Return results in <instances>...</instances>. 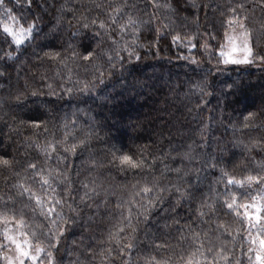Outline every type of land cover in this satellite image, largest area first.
Instances as JSON below:
<instances>
[{
	"label": "trees",
	"instance_id": "trees-1",
	"mask_svg": "<svg viewBox=\"0 0 264 264\" xmlns=\"http://www.w3.org/2000/svg\"><path fill=\"white\" fill-rule=\"evenodd\" d=\"M237 19L251 64L221 55ZM29 24L21 46L0 30V157L10 162L0 164V223L23 219L44 263L50 252L55 264H257L264 103H241L264 88V0H3L0 29ZM142 109L120 144L114 126ZM122 154L147 166H122ZM24 188L46 207L61 200L56 212L75 218L56 247V217L41 215Z\"/></svg>",
	"mask_w": 264,
	"mask_h": 264
},
{
	"label": "snow or ice",
	"instance_id": "snow-or-ice-1",
	"mask_svg": "<svg viewBox=\"0 0 264 264\" xmlns=\"http://www.w3.org/2000/svg\"><path fill=\"white\" fill-rule=\"evenodd\" d=\"M29 7L31 6V4L34 2V0H27ZM0 6H3V0H0ZM10 19H12L13 21L16 20L15 16H10ZM113 23H116V19L115 18H111ZM129 24H133L135 23L131 17H129L128 20ZM92 24L95 25L96 21L93 20ZM83 27L85 29H87L89 27L88 24H84ZM99 27L101 29H105L106 25L101 21L99 24ZM124 25H121V31H123L124 29ZM240 27L242 29L245 28L244 24L241 23ZM33 28H34V24H29L27 28L23 27V25H19L18 27H10V26H3L2 30L6 36L11 38V43L16 45V46H21L22 44H24L26 42V40L31 39L32 38V33H33ZM244 46L243 49L241 50L243 52V58L242 59H236L233 58V56L231 55V53H224L221 52L222 56H226V59L224 60V63H232V64H251L253 62V60L251 59V57L253 56V51H252V47L250 46V43L248 41V37H249V32L247 29H245L244 33ZM94 37H99V32H96L93 34ZM115 43V41H113ZM233 52L237 51V49L233 48L232 49ZM95 50L93 51H89L87 52V55H85L83 57L84 60H88L90 57H93ZM105 55H107V53H104ZM8 59H12L11 54L7 55ZM109 61H111L112 57L108 56ZM137 59H139V57H137ZM260 60L262 62H264V57H260ZM0 75H3L2 73H0ZM229 87H233V85H229ZM87 90V86L86 89ZM33 96L36 95V93H32ZM17 99H19V97H17ZM255 113H249L247 117H245L246 120L248 119H252L254 118ZM42 123V122H41ZM41 123L38 122H34L33 126L39 128L41 126ZM47 130V129H45ZM81 144L85 143V141H80ZM56 145L50 143L49 145H47V147L44 149V151L46 153L49 152V150L51 151H55ZM76 149V145H72L70 148H66L65 151H71V152H75ZM114 159H119L120 165L122 166H126L130 169H144L147 165H146V161L143 158L140 159H133L132 156L128 155V154H122L119 157H114ZM10 162L7 159H4L3 157H0V164L7 166ZM28 167L32 170H35L36 166L35 164H30L28 165ZM177 171H179V169H177ZM254 177H248L247 180L249 182L253 181ZM41 182L42 185L44 186H49V181L46 178L41 177ZM229 183H240L234 180H229ZM20 187H23L22 185ZM86 187V186H85ZM165 189L161 188L159 189V191L162 193ZM24 192H27L29 194V199H35V204L37 207H39L41 209V215L45 216L46 218H50L55 216L56 219L51 220V224L54 225L55 230L53 229H49V235L55 239V244H52V247H56L59 244V241L61 238H63L64 233L66 231V226L70 223H74V217H69V218H65L63 212H56V205H60L62 204L61 200L58 199H50L49 204L50 206H45V202L41 199V197L39 196H34L33 193H31V191L28 188H24L23 189ZM54 191V190H53ZM143 191L145 193H148L151 191L150 188L145 187L143 189ZM175 191L177 193L180 192V189L178 187L175 188ZM87 196V193H85V197ZM85 197H82L81 199H84ZM183 198V197H182ZM163 198L162 197H158L157 200L155 202H149L150 208H155L156 207V203H163ZM180 206L179 201H177L174 204H171L169 209H167L166 211L171 212L173 214H175L178 211V208ZM226 206L231 209L233 208V204H227ZM69 210L70 212L73 213H77L76 209H73L71 207V205H69ZM200 215H203V213H200ZM6 222V221H5ZM129 222H130V218H129ZM24 221L23 219L17 221V224L19 225H23ZM122 231V229H121ZM135 231V229H134ZM3 237H4V243H0V249H4L9 247V245H13L14 246V250L17 253L16 257H8V256H4V260L6 261V264H25L26 260H31L33 262L38 261V255L41 252H44L45 249L43 247L37 246L35 248V253L33 254V245L31 243V241L28 239V234L25 232H18L16 235H10L9 234V230L8 228H5L3 230L2 233ZM19 237H23V239H20ZM255 243V241H254ZM260 244V250L256 253V261L257 264H264V239H261L259 241ZM133 246L131 244L127 245L128 249H131ZM124 249H121V252H123ZM49 256V264H55V260L52 257V253H48Z\"/></svg>",
	"mask_w": 264,
	"mask_h": 264
},
{
	"label": "rangeland",
	"instance_id": "rangeland-1",
	"mask_svg": "<svg viewBox=\"0 0 264 264\" xmlns=\"http://www.w3.org/2000/svg\"><path fill=\"white\" fill-rule=\"evenodd\" d=\"M241 23H243L245 26L246 21H242L240 19H237L231 23L230 30L226 34V38H225L226 42L224 45V47H225L224 53H231L233 58H236V59H242L243 58V52L241 51L243 49V46H244V35H243V33H244L245 29L248 30V28L246 26L244 29H242L240 27ZM248 32H249V30H248ZM250 40L251 39H250V34H249V37H248L249 43H250ZM250 46H251V43H250ZM233 48L237 49V51L233 52L232 51ZM225 59H226V56H225ZM239 65H244V64H239ZM158 87H161V85H158ZM255 98H256V100H255ZM258 102L259 103L261 102L260 104L264 103V88H262L261 90L259 89V91L257 90V93L255 95L248 94L247 98L245 99V102H242L241 105H247L248 103H250V104L256 103L257 104ZM141 113H144L143 109L139 110V112H136L135 115H130L127 118L120 119V122L118 123V125L114 126V129L112 132V135L116 138L115 139L116 141L120 142V144L122 142L126 143V140L129 138L130 135L127 136V138L124 136L123 139H121L119 137V135H127V133H128L127 127H129L130 125H134L136 117H139L141 115ZM149 131L150 130L148 129L147 132H149ZM0 147H2L1 143H0ZM262 205H263L262 201L254 202L251 205V206H253L254 210L256 211L254 213H259ZM246 213H247V216L249 218H251V216H252L251 214H253V213H251V211H248V210H246ZM5 228H8L10 235H16L18 232H25L23 229V226L17 224V221H6V222L3 221V222H1L0 223V231L3 232V230ZM19 238L23 239V237H19ZM28 239L31 241V239L29 237H28ZM31 243L33 245V249H32L33 254H36L35 248L37 246L43 247L45 249V251L39 253L38 261L33 262L31 260H26L25 264H49V263H44V261H43L44 255L46 253V248L43 245H39V244L34 243L33 241H31ZM259 250H260V244L258 247V251ZM0 255L2 258L5 255L8 257H16L17 253L14 250V246L9 245V247H7V248L0 249ZM4 264H6L5 260H4Z\"/></svg>",
	"mask_w": 264,
	"mask_h": 264
}]
</instances>
